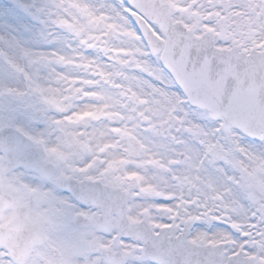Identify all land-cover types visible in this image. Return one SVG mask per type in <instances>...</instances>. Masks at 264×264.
Here are the masks:
<instances>
[{"label":"snow or ice","instance_id":"snow-or-ice-1","mask_svg":"<svg viewBox=\"0 0 264 264\" xmlns=\"http://www.w3.org/2000/svg\"><path fill=\"white\" fill-rule=\"evenodd\" d=\"M0 264H264V0H0Z\"/></svg>","mask_w":264,"mask_h":264}]
</instances>
